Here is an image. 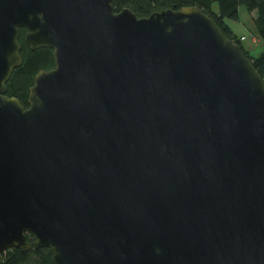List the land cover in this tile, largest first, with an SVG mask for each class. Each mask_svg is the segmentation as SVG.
Returning <instances> with one entry per match:
<instances>
[{
    "label": "water",
    "instance_id": "water-1",
    "mask_svg": "<svg viewBox=\"0 0 264 264\" xmlns=\"http://www.w3.org/2000/svg\"><path fill=\"white\" fill-rule=\"evenodd\" d=\"M20 29L55 61L28 108L6 96ZM44 248L54 264H264V80L198 7L0 0V252Z\"/></svg>",
    "mask_w": 264,
    "mask_h": 264
},
{
    "label": "trees",
    "instance_id": "trees-1",
    "mask_svg": "<svg viewBox=\"0 0 264 264\" xmlns=\"http://www.w3.org/2000/svg\"><path fill=\"white\" fill-rule=\"evenodd\" d=\"M214 5L217 6V11L213 10ZM112 6L116 13L130 9L139 18H146L166 9L198 7L215 22L228 39L239 44L245 56L264 80V51L259 56H253L244 48L241 39L227 23L228 20L239 21V8L245 6L249 12L256 14L254 21L257 34L264 39V0H112ZM25 35L26 31L20 29L22 65L14 70L7 83L6 96L18 99L25 108H28L29 91L35 76L41 71L53 70L55 61L51 49L32 51L25 43ZM29 240L32 241L30 236ZM0 264H54V261L49 249L44 248L38 251L31 249L27 253L13 249L0 252Z\"/></svg>",
    "mask_w": 264,
    "mask_h": 264
},
{
    "label": "rangeland",
    "instance_id": "rangeland-1",
    "mask_svg": "<svg viewBox=\"0 0 264 264\" xmlns=\"http://www.w3.org/2000/svg\"><path fill=\"white\" fill-rule=\"evenodd\" d=\"M213 10L217 11L216 5L213 6ZM254 18L255 13L249 12L245 6H242L239 8V21L228 20L227 23L239 38H245L243 42L241 41L242 45L249 49L253 56H259L264 51V39L258 37ZM253 38H257V42H254Z\"/></svg>",
    "mask_w": 264,
    "mask_h": 264
},
{
    "label": "crops",
    "instance_id": "crops-1",
    "mask_svg": "<svg viewBox=\"0 0 264 264\" xmlns=\"http://www.w3.org/2000/svg\"><path fill=\"white\" fill-rule=\"evenodd\" d=\"M255 17H256V14H255ZM231 28V27H230ZM232 29V28H231ZM232 31H233V29H232ZM234 32V31H233ZM243 38V40H242V42L245 40V38L244 37H240V39H242ZM253 41L254 42H257V38H253ZM245 48V47H244ZM246 49V48H245ZM247 51H249V49H246ZM251 53V52H250ZM252 54V53H251Z\"/></svg>",
    "mask_w": 264,
    "mask_h": 264
},
{
    "label": "built area",
    "instance_id": "built-area-1",
    "mask_svg": "<svg viewBox=\"0 0 264 264\" xmlns=\"http://www.w3.org/2000/svg\"><path fill=\"white\" fill-rule=\"evenodd\" d=\"M242 40H243V38H242Z\"/></svg>",
    "mask_w": 264,
    "mask_h": 264
}]
</instances>
